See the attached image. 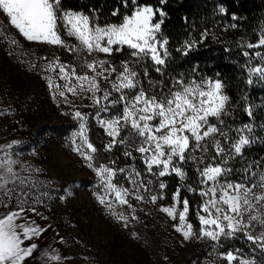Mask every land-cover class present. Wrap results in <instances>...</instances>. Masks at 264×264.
I'll list each match as a JSON object with an SVG mask.
<instances>
[{"label":"snow or ice","instance_id":"snow-or-ice-1","mask_svg":"<svg viewBox=\"0 0 264 264\" xmlns=\"http://www.w3.org/2000/svg\"><path fill=\"white\" fill-rule=\"evenodd\" d=\"M120 2L127 14L121 13L119 8L111 12L113 17L120 18L119 23L101 24L98 9L90 8L86 14L66 8L64 0H0V14L26 40L59 46L69 54L85 57L83 66L94 75H79L75 66L60 63L58 58L48 63V70L58 69L59 79L65 81L62 85H54L49 79V87L65 100L66 92L76 95L79 90L91 93L95 104H100L101 99L109 101L112 91L102 89L100 79L109 81L116 73L115 79L111 80V89L120 95L110 100L109 106L121 105L122 110L107 120L99 119L100 112L96 113L101 128L109 137L102 147L105 152H112L122 146L123 156L134 162L138 160L143 171L135 163L128 168L113 167L115 160L108 165L96 163L98 149L85 134L88 117L79 110L75 111L74 118L80 121V131L76 134L80 143L72 140L73 151L99 178L98 188L104 193L96 197L99 204L116 219L126 221L122 212L115 211L108 194H114L115 203L132 207L128 197L134 195L136 200H143L144 196L140 194L143 190L150 194V202L156 203L163 199V190L167 188L160 178L174 174L185 181L188 176L185 166L195 165L196 185L184 184L183 188L201 198L196 210L199 230H194L187 222L190 203L188 198H181V187L173 193V205L163 207L161 211L173 220L178 219L175 230L181 233L183 241L210 239L219 243L222 239L243 240L249 245L251 256L236 248L222 253L221 258L228 264H264V158L249 160L246 154L254 145H264V136L257 133L251 122L234 127L224 119L231 116V111L229 96L220 79L197 80L193 77L185 80L177 77L167 85L163 81L152 84L149 64L156 73L163 74L170 56L168 40L159 36L166 13L141 4L139 0ZM165 2L161 0V3ZM157 15L162 17L159 21H155ZM230 27L236 28L237 25ZM62 32L78 43H68ZM207 35V31L202 33L201 40ZM196 43L185 41L182 49L177 51L187 55ZM125 46L130 49L132 59L122 62L120 69L108 60L87 59L97 53L111 56L123 51ZM245 47L249 50L264 48V34L257 43L249 42ZM242 55L258 58L261 66L248 70L264 80V52L243 51ZM140 65H144L143 72L136 70ZM141 76L156 90L145 88ZM253 82L251 78L247 81L249 85ZM97 92L101 93L100 97L95 95ZM101 110L107 112L108 106ZM244 111L250 120L255 119L251 107L244 108ZM258 127L264 129V124ZM4 147L11 149L13 145ZM6 156V159H0V209L7 210L0 215V264L61 261L64 258L58 251L46 250V246L39 243L51 225L42 226L33 218L39 215L36 205H42V198H47L49 193L39 192L40 182L23 173L39 169L13 159L10 153ZM235 160H239L241 167L236 170L237 179L231 180L228 177L234 169L230 162ZM118 173L124 174L122 178L133 186L132 190L118 186V181L113 182ZM154 183L161 190L160 194H151Z\"/></svg>","mask_w":264,"mask_h":264},{"label":"rangeland","instance_id":"rangeland-1","mask_svg":"<svg viewBox=\"0 0 264 264\" xmlns=\"http://www.w3.org/2000/svg\"><path fill=\"white\" fill-rule=\"evenodd\" d=\"M65 36L68 43H78L75 38ZM57 58L60 63L75 66L79 75H94L83 66L85 57L69 54L59 46L26 40L0 14V159H6V153H10L13 159L39 169L23 175L40 182L39 192L49 193L42 198V205H36L39 215L33 218L42 226L51 225L39 243L46 250L55 249L64 258L51 264H228L218 254L219 243L210 244V239L183 241L181 233L175 230L178 219L173 220L161 211L173 205V197L167 202L164 190L163 199L156 203L150 202V194L143 190L140 193L143 200L129 196L132 207L115 203L114 194H108L113 208L122 212L126 221L116 219L99 204L96 197L104 194L98 188L99 178L73 151L72 140L80 143L76 136L80 121L74 118V112L79 110L88 117L85 134L91 143L93 138L99 144L107 143L109 137L99 119L107 120L122 110L121 105L109 106V101L120 95L111 89L116 73L109 81L100 79L101 88L112 91L109 101L101 99L100 104H95L91 93L79 90L76 95L66 92L65 100L48 83L49 79L54 85L65 83L59 79L58 69L48 70V63ZM87 59L108 60L113 64L110 56L103 53ZM113 65L120 69L121 64ZM256 66H261V62ZM95 95L100 97L101 93ZM104 106H108L107 112L101 110ZM9 144L13 145L11 149L4 147ZM122 153V146L112 152L103 149L95 154L96 163L108 165L115 160L112 166L116 168H128L135 163L143 171L138 160L134 162ZM123 175L118 173L113 182L132 190ZM151 188V194H160L157 184ZM5 211L0 209V215ZM52 229L57 232L54 241L49 237Z\"/></svg>","mask_w":264,"mask_h":264},{"label":"trees","instance_id":"trees-1","mask_svg":"<svg viewBox=\"0 0 264 264\" xmlns=\"http://www.w3.org/2000/svg\"><path fill=\"white\" fill-rule=\"evenodd\" d=\"M141 4L151 5L154 9H161L166 13L165 17L156 16V21L164 20L160 38L168 40L167 65L163 74L156 73L149 64V77L152 84L163 81L167 85L172 78L183 77L191 80L195 77L200 79H220L223 81L224 92L229 96V109L231 116L224 119L234 127H239L244 123H253L260 136H264V129L258 126L264 124V80L256 74H250L249 68L255 67L260 62L255 57H244L243 51H261L260 49H247L245 45L249 42L257 43L261 34H264V0H139ZM64 6L71 7L76 11L86 14L90 8L99 10L101 24L119 23V17H113L111 12L119 8L121 13L127 14V10L122 7L120 0H64ZM224 9L221 12V9ZM237 19L233 20L232 17ZM236 24V28L230 25ZM207 31V38L201 40V34ZM63 38L66 39L62 32ZM185 41H196V46L183 55L182 49ZM42 46V45H41ZM130 49L124 47L121 52H114L110 56L111 62L120 65L124 61H130ZM144 65L136 68L138 72H143ZM253 79V84L247 83L248 79ZM140 80L145 88L155 91L149 81L143 76ZM163 86V85H161ZM166 90V89H165ZM253 109L254 120H250L244 108ZM98 152L103 151V145L99 141L92 140ZM248 159L264 158V145L256 144L247 153ZM230 165L234 171L228 178L236 180L241 167L239 160L231 161ZM186 167L187 179L181 181L175 175L163 178L167 184L164 195L167 202H170L177 187H181V198H188L190 211L188 221L193 225L194 230H199L200 223L196 215V210L201 203V198L193 195L184 184L196 185L197 178L194 173L195 165L189 164ZM214 244L212 241H208ZM218 254L233 251L236 248L243 249V252L251 256L249 245L245 241L232 239H222L219 242Z\"/></svg>","mask_w":264,"mask_h":264},{"label":"crops","instance_id":"crops-1","mask_svg":"<svg viewBox=\"0 0 264 264\" xmlns=\"http://www.w3.org/2000/svg\"><path fill=\"white\" fill-rule=\"evenodd\" d=\"M50 239H52V241L56 240L55 238L57 237V232H55L53 229L50 231Z\"/></svg>","mask_w":264,"mask_h":264}]
</instances>
